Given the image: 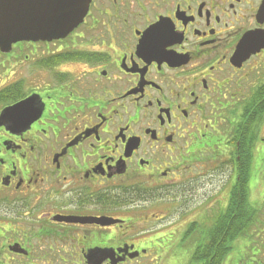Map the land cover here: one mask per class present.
Returning <instances> with one entry per match:
<instances>
[{"label":"flooded vegetation","instance_id":"obj_1","mask_svg":"<svg viewBox=\"0 0 264 264\" xmlns=\"http://www.w3.org/2000/svg\"><path fill=\"white\" fill-rule=\"evenodd\" d=\"M18 43L42 67H70L29 88L25 68L12 79L0 67V114L30 96L39 105L26 125L0 122V256L139 260L155 238L132 203L201 199L210 158L228 166L206 196L224 201L221 239L234 230L229 201L253 202L259 223L237 246L264 264V0H90L67 36ZM200 217L179 218L184 234ZM93 251L106 252L93 261Z\"/></svg>","mask_w":264,"mask_h":264},{"label":"rangeland","instance_id":"obj_2","mask_svg":"<svg viewBox=\"0 0 264 264\" xmlns=\"http://www.w3.org/2000/svg\"><path fill=\"white\" fill-rule=\"evenodd\" d=\"M26 51L28 50L24 49L22 43H16L12 52L0 54V67L6 65V68L1 70L8 71L12 67V70L15 71L12 79H16L23 73L25 68L28 76L22 81H24L27 88L34 85H41L42 82L46 85L53 81H58V78L62 76H67V71L65 70L69 69L70 64H66V66H64L65 64L59 65L58 69L61 68L62 71L57 70L55 68L57 66L44 65L42 67V63L39 65L34 58H26ZM37 65L39 66L37 70L43 73H34L33 70ZM210 149L213 151V147ZM210 149L208 148L207 153H204V157H212ZM204 159L205 158H201V160ZM219 161L214 163V161H210V158L205 159L206 165L203 167L202 178L203 196L201 199L186 201L161 200L157 202L138 200L132 203L135 210H139L140 213H145L142 214L145 218L149 216V218H147L146 221L143 220L141 224H144L146 227L140 228H147L149 231H152L154 233L153 239L155 238V242L154 245H150L147 255L129 264H201L200 261L194 260L193 258L195 246L200 241L201 234L206 235L210 227L214 226L216 213L224 205V201L220 202L214 200L212 197L206 200V198H208L206 196L212 194L217 186H220L222 183V181H220L218 185L216 178L213 176L215 172L219 170L218 175L220 176V174H224L228 170L227 164L225 162L219 163ZM147 210L151 211L147 212ZM153 212H157L158 218H154ZM186 212L188 215L198 213V216H201L200 218H202L203 221V227H200L199 230H196L190 235L187 234V236H185L184 230L181 229V220L179 219ZM146 222L147 224L145 225ZM257 223H259V221H257ZM203 230L204 232H202ZM246 230L243 236L241 238L239 237L240 241L237 243L238 246L239 243L241 244V239L250 231L248 229ZM147 237L148 236H146V239ZM237 245L234 247L236 251L232 250L227 255L229 257L225 258L223 264H228L225 261H229L230 257L234 264H262L258 260H254L250 254L244 252L242 248H238ZM0 264L23 263L19 259V256L8 251L6 255L0 256Z\"/></svg>","mask_w":264,"mask_h":264},{"label":"water","instance_id":"obj_3","mask_svg":"<svg viewBox=\"0 0 264 264\" xmlns=\"http://www.w3.org/2000/svg\"><path fill=\"white\" fill-rule=\"evenodd\" d=\"M90 0H0V51L9 53L13 45L21 41L52 40L67 36L88 11ZM244 45V42L243 44ZM251 51L239 50L237 60L242 62ZM39 107L35 96H30L4 108L0 122L26 125L35 117L27 115L26 109ZM35 116V115H34ZM15 248V246H13ZM106 251H93L92 260Z\"/></svg>","mask_w":264,"mask_h":264},{"label":"trees","instance_id":"obj_4","mask_svg":"<svg viewBox=\"0 0 264 264\" xmlns=\"http://www.w3.org/2000/svg\"><path fill=\"white\" fill-rule=\"evenodd\" d=\"M10 85H22L20 81ZM8 87L2 89L0 91V95L7 93ZM1 97V96H0ZM248 190V188H247ZM254 203L248 200H239L233 198L229 201L228 205L225 207L224 212L227 214L230 212L231 217L233 216L234 230L227 234L228 238L222 240L221 232L218 233L219 228L217 226L218 223H214V226L210 227L209 231L206 232V235H202L200 241L198 242L197 247L194 249L193 258L194 260L200 261L201 264H223L227 255L234 249L235 245L240 241V238L243 236V233L246 232L249 228L248 226L255 227L259 221V217L256 214V207L253 205ZM247 206H251L250 208V223H246V218L243 216L245 208ZM198 224V222L196 223ZM195 223H191L189 225V229L187 230V234H191L195 232ZM243 224V225H242ZM192 227V228H191ZM220 227V225H219ZM190 232V233H189ZM185 236L186 231H185ZM220 236V237H219ZM240 237V238H239ZM221 239V240H220ZM216 240L218 241V246L215 247Z\"/></svg>","mask_w":264,"mask_h":264}]
</instances>
